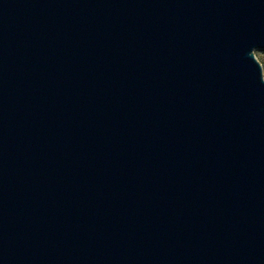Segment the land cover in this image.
<instances>
[{
  "label": "water",
  "instance_id": "obj_1",
  "mask_svg": "<svg viewBox=\"0 0 264 264\" xmlns=\"http://www.w3.org/2000/svg\"><path fill=\"white\" fill-rule=\"evenodd\" d=\"M264 0H0V264H264Z\"/></svg>",
  "mask_w": 264,
  "mask_h": 264
},
{
  "label": "rangeland",
  "instance_id": "obj_2",
  "mask_svg": "<svg viewBox=\"0 0 264 264\" xmlns=\"http://www.w3.org/2000/svg\"><path fill=\"white\" fill-rule=\"evenodd\" d=\"M256 56L263 65V76H264V50H257Z\"/></svg>",
  "mask_w": 264,
  "mask_h": 264
}]
</instances>
